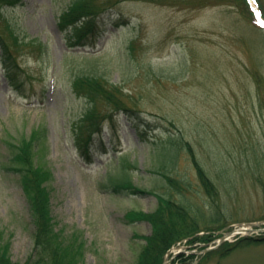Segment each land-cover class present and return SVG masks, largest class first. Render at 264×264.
Returning <instances> with one entry per match:
<instances>
[{
    "label": "rangeland",
    "instance_id": "374dc122",
    "mask_svg": "<svg viewBox=\"0 0 264 264\" xmlns=\"http://www.w3.org/2000/svg\"><path fill=\"white\" fill-rule=\"evenodd\" d=\"M71 1L22 0L2 12L17 32L48 47L44 53L28 48L19 53L22 91L7 84L0 62V166L9 163L12 144L40 133L36 163L52 171L53 221L61 234L82 244L80 264H135L142 236L151 232L149 222L128 221L125 213L155 210L153 194H113L106 188V174L122 157L136 163V185L190 209L202 229L196 236L218 235L209 243L189 244L188 238L176 243L167 252L168 264L191 252L196 256L191 263L175 264H264V242L201 259V249L216 246L221 237L233 242L264 236L259 22L232 0H107L110 7L96 19L102 33L69 48L58 17ZM253 5L264 23V0ZM84 73L121 86L131 110L117 114L116 131L106 127L102 142L94 141L90 161L78 153L71 128L87 105L72 91L71 80ZM169 138L168 149L174 148L173 138L190 144L216 193L205 190L184 143L174 162L160 157ZM155 171L179 179L184 189L170 187ZM35 229L19 174L0 168V243L8 244L14 262L31 256Z\"/></svg>",
    "mask_w": 264,
    "mask_h": 264
},
{
    "label": "trees",
    "instance_id": "16d2710c",
    "mask_svg": "<svg viewBox=\"0 0 264 264\" xmlns=\"http://www.w3.org/2000/svg\"><path fill=\"white\" fill-rule=\"evenodd\" d=\"M234 4L244 13L248 5L246 0H232ZM22 0H0V62L3 76L8 85L18 91H22V83L19 73L23 67L19 61V53L28 48L31 52H43L47 49V43L37 38H30L17 32L13 25L3 15V10L21 4ZM107 0H72L62 10L58 17V26L63 32L66 45L69 47L85 44L88 40L96 38L101 34L97 23L98 15L110 7ZM249 9V8H248ZM251 17L252 14L248 10ZM260 79L261 76L255 72ZM257 78V77H256ZM257 78V81L259 79ZM262 79V78H261ZM260 79V80H261ZM71 89L77 96L83 97L86 108L83 113L73 122V143L84 160H91V146L95 141L104 123L113 125V120L121 112L131 111L127 106L122 87L108 80L102 75L84 73L74 76L71 80ZM133 127L136 123H131ZM40 133L36 132L30 139H23L19 144H12L13 153L9 163H3L0 168L3 172H14L20 176V185L27 198L29 209L35 223L34 246L31 256L23 263L14 262L8 255V244L0 243V264H80L83 254V246L78 239L61 234L56 229L51 214V193L49 182L52 180V171L36 163V149ZM171 142L174 148H165L172 138L162 147L160 157L174 162L177 150L183 144L191 153V159L197 169V174L205 190L216 193V187L205 170L196 160L193 150L188 142L180 139ZM136 163L121 158V163L111 168L106 174L105 180L108 190L113 194H153L158 204L151 212L128 211L125 218L128 221L144 220L150 223L151 232L142 236V246L135 264H162L167 251L176 243L188 238L189 244L196 242L209 243L216 236L210 232L206 236H196L201 231L198 220L192 215L190 209L175 201L171 197L164 196L152 189H145L136 185L132 180V174ZM168 183L170 187L181 192L184 187L179 179L166 172L155 171ZM214 230V229H212ZM211 230V231H212ZM264 242V236L254 237L246 235L239 237L233 242L224 241L215 250L202 254L201 259H207L211 252L216 251L219 256L224 257L238 248ZM195 254L181 253L176 256V261L192 262ZM196 264H199L196 263Z\"/></svg>",
    "mask_w": 264,
    "mask_h": 264
},
{
    "label": "water",
    "instance_id": "95a60500",
    "mask_svg": "<svg viewBox=\"0 0 264 264\" xmlns=\"http://www.w3.org/2000/svg\"><path fill=\"white\" fill-rule=\"evenodd\" d=\"M163 264H167V262L165 261Z\"/></svg>",
    "mask_w": 264,
    "mask_h": 264
}]
</instances>
